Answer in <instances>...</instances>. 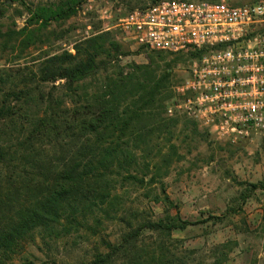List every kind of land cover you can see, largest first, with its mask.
Returning <instances> with one entry per match:
<instances>
[{"label": "rangeland", "instance_id": "374dc122", "mask_svg": "<svg viewBox=\"0 0 264 264\" xmlns=\"http://www.w3.org/2000/svg\"><path fill=\"white\" fill-rule=\"evenodd\" d=\"M53 1L57 0H0L5 11L0 16L1 90H31L37 97L52 92L55 101L63 100L70 107L66 89L53 90V83L43 81L41 65L53 54L75 53V47L88 38L86 30L91 26L90 32L108 31L109 41L119 45L117 52L106 43L107 51L98 57L100 77L116 75L119 70L126 74L135 64H148L152 58L161 66L160 76L169 63V87L160 97L165 98L166 107L174 101L177 86L188 77L191 57L139 46L118 25L122 18L160 0H85L67 19L45 26L41 21L32 23L33 14L27 8ZM23 28L35 32L33 42L26 46L21 35L6 45L2 33ZM96 86L93 82L92 90ZM2 95L1 91L0 99ZM153 118H157L156 129L147 133V142H140L131 171L146 176L145 183L112 177L106 185L111 192L105 206L81 214L79 223L68 232L63 217L50 229L38 227L17 252L15 264H22V259L26 260L23 264H264V148L225 142L189 118L169 117L166 108L165 113L155 110ZM70 136L63 133L36 141L42 160L39 164L49 171L26 176L31 179L29 184L51 179L61 168L60 159L68 157ZM17 170L21 169L14 171L10 181L27 183L25 174L19 183L23 171ZM1 179L3 192H11L7 175ZM26 190L19 188L16 202H25ZM177 216L199 223L171 231L158 226Z\"/></svg>", "mask_w": 264, "mask_h": 264}, {"label": "trees", "instance_id": "16d2710c", "mask_svg": "<svg viewBox=\"0 0 264 264\" xmlns=\"http://www.w3.org/2000/svg\"><path fill=\"white\" fill-rule=\"evenodd\" d=\"M84 1L57 0L36 5L35 12L32 7L27 9L33 14L32 23L41 21L45 26L71 17ZM4 14L0 6V16ZM34 34L23 28L1 36L7 38V45L24 35L22 43L29 46ZM108 34L103 31L91 35L75 47V53L65 50L53 54L41 65L43 81L53 83V90L66 89L70 107L63 100L55 101L52 92L47 97L43 92L37 97L31 90L0 88L3 92L0 99V264H15L17 252L38 227L50 229L61 223L63 217L66 221L63 226L68 232L79 223L81 214L89 209L94 212L93 207L105 206L111 192L106 185L112 177L124 176V179L145 183L146 176L138 177L131 171L140 142H147V133L150 135L156 129L155 110L162 109L165 113V98L160 96L169 87L171 64H166L160 76L161 66L152 58L148 64H135L126 74L119 70L116 75L100 77L102 67L98 57L107 51L106 43L119 52V45L109 41ZM93 82L98 83L96 90L91 88ZM62 107L63 113L58 112ZM63 133L71 135V144L68 157L60 159L61 168L53 172L51 179L29 184L31 179L26 176H41L49 171L39 164L42 160L38 158L36 141ZM16 169L23 171L19 183L25 174L28 184L10 181ZM5 174L8 185L12 186L9 193H4L1 186V176ZM21 187L27 189L24 203L15 201ZM165 199L168 201V196ZM197 223L177 216L169 224L158 223V226L171 231ZM21 261L23 264L26 260Z\"/></svg>", "mask_w": 264, "mask_h": 264}, {"label": "built area", "instance_id": "2783aa9c", "mask_svg": "<svg viewBox=\"0 0 264 264\" xmlns=\"http://www.w3.org/2000/svg\"><path fill=\"white\" fill-rule=\"evenodd\" d=\"M118 25L139 46L191 57L169 117L189 118L225 142L264 148V0H160ZM90 31L87 37L100 32Z\"/></svg>", "mask_w": 264, "mask_h": 264}]
</instances>
